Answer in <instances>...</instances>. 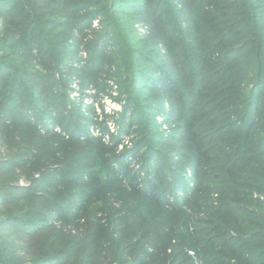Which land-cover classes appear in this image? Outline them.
<instances>
[{
	"label": "trees",
	"instance_id": "16d2710c",
	"mask_svg": "<svg viewBox=\"0 0 264 264\" xmlns=\"http://www.w3.org/2000/svg\"><path fill=\"white\" fill-rule=\"evenodd\" d=\"M114 76L115 135L67 94ZM0 264H264V0H0Z\"/></svg>",
	"mask_w": 264,
	"mask_h": 264
},
{
	"label": "rangeland",
	"instance_id": "374dc122",
	"mask_svg": "<svg viewBox=\"0 0 264 264\" xmlns=\"http://www.w3.org/2000/svg\"><path fill=\"white\" fill-rule=\"evenodd\" d=\"M101 24L96 19L92 23L91 30H88L90 34L93 29H100ZM134 29L139 37L146 38V35L149 32V27L146 23L136 22L134 24ZM91 37V36H89ZM84 57L86 53L82 51ZM77 67H79L77 65ZM121 75V74H120ZM124 76H118L115 78H108V87L106 91H97L99 98L95 97L96 91L91 88H81L74 78L70 80V89H68L67 94L69 98L70 107H76L82 114L93 117L98 122L103 123L108 127L115 135L118 133V120L122 114L124 108L123 103L125 99L124 89L122 81L118 83ZM117 79V80H116ZM128 113V112H127ZM133 114H141L144 116L150 114L151 119L147 120L150 123L147 126V135L149 136L150 144L156 148H160L163 152L161 161L164 165H167L164 162L167 160L173 163V167L177 170L186 169L184 179H189L188 175V166L180 158V149L178 143L172 139V135L178 132L176 126H173L170 121L166 118L170 115V106L165 105L163 111H155L152 108H149L141 98L138 102H133L131 104V112ZM140 119V118H139ZM145 120V121H146ZM136 125L139 126V121L136 122ZM97 132V131H96ZM122 143L118 148L119 151H124L132 148L133 142L137 139L135 133H131L128 136L122 137ZM137 164L135 163V166Z\"/></svg>",
	"mask_w": 264,
	"mask_h": 264
}]
</instances>
